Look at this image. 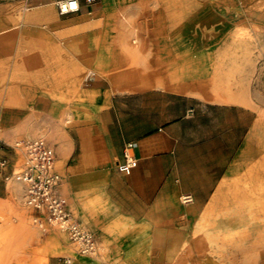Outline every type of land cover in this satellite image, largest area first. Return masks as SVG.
Wrapping results in <instances>:
<instances>
[{
	"label": "crops",
	"instance_id": "crops-1",
	"mask_svg": "<svg viewBox=\"0 0 264 264\" xmlns=\"http://www.w3.org/2000/svg\"><path fill=\"white\" fill-rule=\"evenodd\" d=\"M128 4L140 9L139 0ZM118 5H82L56 26L47 4L36 11L44 10L55 26H3L0 126L10 127L3 142L37 135L53 141L46 139L55 150L58 189L64 187L69 211L105 258L72 260L64 235L31 224L30 213L41 214L24 202L14 173L18 154L0 145L6 160L0 164V264H174L194 254V246L217 264H231L243 251L225 245L218 259L210 240H264L263 173H250L264 157V103L205 100L212 91L199 87L200 64L207 63L209 85L232 78L239 82L233 91L248 92L245 68L237 78L224 73L228 63L245 64V55L211 50L212 27L209 52L201 56L199 26H104L106 10ZM115 13L108 15L117 22ZM249 93L257 96L258 89ZM128 141L137 143L138 161L125 173L117 164ZM180 194L191 201L181 202ZM236 230L239 235L228 236ZM196 239L208 245L197 246Z\"/></svg>",
	"mask_w": 264,
	"mask_h": 264
},
{
	"label": "rangeland",
	"instance_id": "rangeland-1",
	"mask_svg": "<svg viewBox=\"0 0 264 264\" xmlns=\"http://www.w3.org/2000/svg\"><path fill=\"white\" fill-rule=\"evenodd\" d=\"M54 1L55 0H0V40H3V26H55V24H53V20H50V18L47 17L44 10L36 11L37 9L45 7L47 4H51L54 8L56 14L55 19H57L58 24L56 26H64V22H62L63 19L66 16H70L72 13L65 15L58 14ZM98 1L99 0L90 6H94ZM131 1L132 0H116V2L119 3L116 7L117 10L111 11V7H115V5L106 10L107 12H105L104 26H199V49L201 56L207 55L209 52L210 48H208L207 35L209 33V27H212L215 44L211 47V50L216 51V49L221 46L222 50L226 49L228 51L229 49H233L236 54H239V50L246 49L249 57L248 62L245 64H240L239 62H234V64L228 63L226 66L228 71L229 65H233L234 68L231 72H224L227 75H236L237 78L241 66L242 70L245 68L248 74V78L246 80V88L249 87L248 92L239 88L236 89L237 91H233L231 87H239V82L238 80L232 78L231 80L216 78V80H221L220 82H217L215 86L216 91L220 93L227 90L237 93L240 91L242 93L246 92L244 96L248 97L250 101L255 102V99L258 98L264 103V0H157V2H159L156 5H153V1L155 0H139L140 9L136 11L131 9L129 6L128 3ZM165 1L167 2V9L164 7ZM112 12H116L115 16L118 20L117 22L111 20V16L108 15L112 14ZM88 16L91 15L88 14ZM239 32H246L249 36L245 38L239 37ZM186 33L189 39L188 49L191 51L193 49V45H195V43L193 44L191 42L193 32L188 30ZM42 35L43 37H46V33L43 32ZM225 44H233L234 47H225ZM240 44L242 45V48L240 47ZM222 52L223 51L219 52V54L223 55ZM201 60H203V58H201ZM207 65V63L200 64L199 87L201 89H207L210 87V91H212L213 80L209 85L207 78ZM216 65H218V70L216 72L218 75V72L221 71L219 68L220 64ZM230 81H232V83L228 84ZM253 88L258 89L257 96L249 93L253 90ZM204 97L205 100H211L210 94H206ZM0 99H3V78L0 79ZM67 120L71 123V118H67ZM62 123H64V121H62ZM70 123L68 122L67 124ZM9 129L10 127H3V125L0 126V145L3 148L12 147L18 154V159L14 165V173H16L22 166L24 160V148L22 146H15V143H17L18 140L21 141L25 139L24 137H17L10 142H3V140H7L5 132ZM40 136L47 139L50 143H53L51 139H48L43 135H37L34 137ZM31 138H33V136ZM262 143L264 147V135L262 136ZM56 166H58L57 163L54 167L56 172L59 174ZM255 169L258 172L263 173L264 179V157L257 167H251L250 173H255ZM9 179L10 177L6 179L7 182L10 181ZM250 179L252 181H256L255 174L250 175L248 181ZM59 184L60 179L58 186ZM58 186V193L65 196L64 193H66V190L64 187L62 188L64 193H61ZM29 210L30 212L32 211L31 209ZM74 214L76 215V213ZM29 218L31 224L39 228L41 231L42 227H39L36 222L33 221L34 218L31 213ZM43 228L46 230H52L54 233L55 231L60 232L62 229L57 225L49 226L47 223H43ZM63 232L65 233L67 241L65 247L67 248V246H70L74 250L75 256L78 255L85 257L86 255L79 253L77 246L70 241L67 233L65 231ZM216 240L217 242H215ZM216 240H210V243L215 246V256L217 255V258L221 257L222 259L225 257L221 254V252L224 251V246L226 245L230 246L233 252L243 251L242 254L234 253L231 258L228 259L231 261V264H264V240H261L263 244L253 243L255 240L253 238L232 239L231 242L230 240L225 241L224 239ZM206 241V239L195 240V245L207 246L208 244ZM99 245L100 244L95 241L96 250L94 249L93 252L88 255L97 257L96 254ZM256 246L261 247V249H263V253L256 254L255 252L260 250L259 248H256ZM194 251V254L185 255L184 264H217V262L211 258L198 254V248L196 246H194ZM170 263L171 260L169 259V264ZM220 264H224V262H221Z\"/></svg>",
	"mask_w": 264,
	"mask_h": 264
},
{
	"label": "built area",
	"instance_id": "built-area-1",
	"mask_svg": "<svg viewBox=\"0 0 264 264\" xmlns=\"http://www.w3.org/2000/svg\"><path fill=\"white\" fill-rule=\"evenodd\" d=\"M97 0H55L58 14L65 15L77 12L82 5H91ZM24 148L22 166L16 172V178L23 184L24 202L41 216L33 221L40 227L43 223L57 225L68 235L81 253H90L95 247L93 234L84 229L67 207V200L58 193L59 176L54 170L55 150L44 137H33L20 141ZM137 143L128 141L122 149V158L117 167L128 173L137 165L135 149ZM6 160L2 158L3 166ZM190 194H180L183 203L191 201Z\"/></svg>",
	"mask_w": 264,
	"mask_h": 264
},
{
	"label": "bare ground",
	"instance_id": "bare-ground-1",
	"mask_svg": "<svg viewBox=\"0 0 264 264\" xmlns=\"http://www.w3.org/2000/svg\"><path fill=\"white\" fill-rule=\"evenodd\" d=\"M159 2V1H158ZM157 0H155L154 1V5H156L157 3ZM164 7L167 9L168 8V6H167V2L165 1L164 2ZM185 9V8H184ZM190 13V12H189ZM179 18V17H178ZM255 34V33H254ZM236 35V34H235ZM238 36L239 37H242V38H245V37H248L249 36V34L248 33H246V32H239V34H238ZM256 36V35H255ZM258 37V36H257ZM222 57H233V56H239L240 54L241 55H245V57H243V58H245L246 59V62H248V60H249V57H248V54L247 53H244V51H241V53H239V54H236V52H235V50H233V49H229L228 51L226 50V51H223L222 52ZM245 62V63H246ZM232 64H234V63H232ZM244 64V63H243ZM253 66V65H252ZM217 67H218V65H215V68H214V72L216 71L217 72ZM233 65H229V71H228V69H225V72L226 73H228V72H231L232 70H233ZM242 68V67H241ZM244 69V68H243ZM247 73V72H246ZM213 80V87H212V95H211V100H220V101H238V102H247V103H249V102H251L249 99H248V97H246V96H244V95H240V94H235V93H229L228 91H226L225 92V94H218L217 92H216V84H217V82H220L221 80H216V79H212ZM211 80V81H212ZM264 83V82H263ZM209 97V96H208ZM207 97V98H208ZM262 113V115L264 116V111H262L261 112ZM16 146H20V141H18L16 144H15ZM54 170H55V167H54ZM56 171V170H55ZM58 174V173H57ZM58 176H59V174H58ZM59 179H60V176H59ZM22 186H23V184H22ZM58 186V185H57ZM24 191V190H23ZM238 194V193H237ZM235 200V199H234ZM240 202V201H239ZM241 204V203H240ZM237 206V205H236ZM240 207V206H239ZM247 209L249 208V207H246ZM251 208V207H250ZM241 215V214H240ZM256 216V215H255ZM261 219H264V217L263 218H261ZM235 227H233V229H234ZM242 228V227H241ZM236 229H238V230H240L238 227H236ZM61 230H63V229H61ZM60 230V232L59 231H57V233H59V234H61V235H64L65 236V233L63 232V231H61ZM235 230V229H234ZM238 230H236V231H232L228 236H237V235H239V233H238ZM242 230V229H241ZM243 231V230H242ZM240 232V231H239ZM241 234V233H240ZM242 235V234H241ZM248 236V235H247ZM246 237V236H245ZM197 240V239H196ZM208 240H210V238H208ZM207 242V241H206ZM215 242H217V240L215 241ZM260 242H261V240L260 239H257V240H254V242L253 243H255V244H260ZM208 243H209V241H208ZM186 244V243H185ZM202 244V243H201ZM190 246V245H189ZM188 247V246H187ZM186 247V248H187ZM201 247V246H200ZM206 248V247H205ZM94 249H95V247H94ZM93 249V250H94ZM93 250L90 252V253H88V254H91L92 252H93ZM96 250V249H95ZM188 250V249H187ZM208 250V249H207ZM211 250V249H210ZM79 251V250H78ZM191 251H192V249H191ZM103 252V248L101 247V245H99V247H98V251H97V257L98 258H105V255L102 253ZM183 252V251H182ZM217 252V251H216ZM66 254H68L70 257H71V259L72 260H74L75 259V254H74V250L70 247V246H68V248L66 249V252H65ZM79 253L80 254H84V255H88V254H86V253H81L80 251H79ZM252 254V253H251ZM212 255V254H211ZM253 255V254H252ZM217 256V255H216ZM192 257V256H191ZM218 257V256H217ZM214 258V257H213ZM219 258H221V257H219ZM218 258V259H219ZM192 259V258H191ZM192 261V260H191ZM215 261V260H214ZM230 261V260H229ZM230 263V262H229ZM174 264H184V260L182 259V258H178V260L177 261H175V263Z\"/></svg>",
	"mask_w": 264,
	"mask_h": 264
}]
</instances>
